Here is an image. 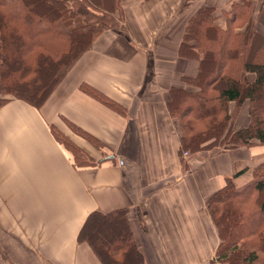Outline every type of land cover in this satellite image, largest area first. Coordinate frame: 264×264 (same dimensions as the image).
<instances>
[{
	"label": "crops",
	"instance_id": "obj_1",
	"mask_svg": "<svg viewBox=\"0 0 264 264\" xmlns=\"http://www.w3.org/2000/svg\"><path fill=\"white\" fill-rule=\"evenodd\" d=\"M232 1L123 0L124 31L99 34L40 108L16 98L0 106V264H103L77 237L92 211L123 208L142 264H215L218 235L206 200L238 170L245 171L235 177L237 187L251 181L264 145L183 159L167 102L171 88L187 86L182 77L197 70L179 53L188 19L200 7L221 11ZM252 1L253 22L264 32V0ZM249 122L246 99L233 125ZM54 125L97 163L75 166Z\"/></svg>",
	"mask_w": 264,
	"mask_h": 264
},
{
	"label": "trees",
	"instance_id": "obj_2",
	"mask_svg": "<svg viewBox=\"0 0 264 264\" xmlns=\"http://www.w3.org/2000/svg\"><path fill=\"white\" fill-rule=\"evenodd\" d=\"M252 3L233 0L221 11L200 7L185 24L179 53L195 61L197 70L182 81L194 89L173 86L167 102L183 159L185 151L264 145V32L253 22ZM123 22V0H0V106L16 98L40 108L96 37L108 29L124 31ZM81 89L124 112L90 85ZM246 99L250 122L237 129L233 124ZM52 131L75 166L97 163L67 131L55 125ZM244 171L226 177L206 200L218 235L215 264H264V160L254 166L253 179L239 188L235 177ZM77 238L88 242L103 264L143 263L127 209L92 211Z\"/></svg>",
	"mask_w": 264,
	"mask_h": 264
},
{
	"label": "built area",
	"instance_id": "obj_3",
	"mask_svg": "<svg viewBox=\"0 0 264 264\" xmlns=\"http://www.w3.org/2000/svg\"><path fill=\"white\" fill-rule=\"evenodd\" d=\"M190 153L188 152V151H185L184 152V156H187V155H189Z\"/></svg>",
	"mask_w": 264,
	"mask_h": 264
},
{
	"label": "rangeland",
	"instance_id": "obj_4",
	"mask_svg": "<svg viewBox=\"0 0 264 264\" xmlns=\"http://www.w3.org/2000/svg\"><path fill=\"white\" fill-rule=\"evenodd\" d=\"M5 97L4 95L1 96V98Z\"/></svg>",
	"mask_w": 264,
	"mask_h": 264
}]
</instances>
